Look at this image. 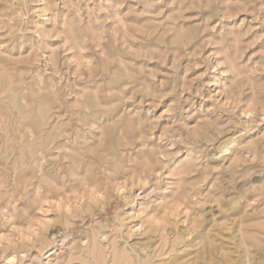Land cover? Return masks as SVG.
Listing matches in <instances>:
<instances>
[{
  "label": "rangeland",
  "instance_id": "374dc122",
  "mask_svg": "<svg viewBox=\"0 0 264 264\" xmlns=\"http://www.w3.org/2000/svg\"><path fill=\"white\" fill-rule=\"evenodd\" d=\"M0 264H264V0H0Z\"/></svg>",
  "mask_w": 264,
  "mask_h": 264
},
{
  "label": "bare ground",
  "instance_id": "6f19581e",
  "mask_svg": "<svg viewBox=\"0 0 264 264\" xmlns=\"http://www.w3.org/2000/svg\"><path fill=\"white\" fill-rule=\"evenodd\" d=\"M47 253L49 254L48 258H51L55 254L53 249H50ZM55 259H56L55 261H57L58 258H55ZM13 261H14V258L9 259V263H13Z\"/></svg>",
  "mask_w": 264,
  "mask_h": 264
}]
</instances>
